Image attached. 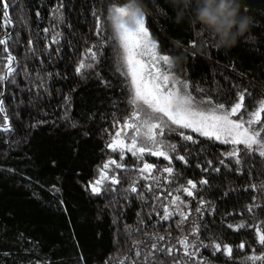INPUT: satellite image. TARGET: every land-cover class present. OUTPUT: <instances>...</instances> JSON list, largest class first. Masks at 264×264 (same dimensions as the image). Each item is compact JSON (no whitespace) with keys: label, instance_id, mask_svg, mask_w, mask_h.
Here are the masks:
<instances>
[{"label":"trees","instance_id":"1","mask_svg":"<svg viewBox=\"0 0 264 264\" xmlns=\"http://www.w3.org/2000/svg\"><path fill=\"white\" fill-rule=\"evenodd\" d=\"M139 1L175 78L189 84L197 102L230 108L245 93L247 119L264 100V0H240L251 24L230 49L215 47L214 38L191 22L184 0ZM3 3L9 5L10 24ZM118 4L0 2V40L6 41L0 45V75L7 56L15 57L14 72L0 82V129L5 114L9 123V131L0 130V264H246L247 257L264 254L249 249L264 248L256 237V229L264 228V190L252 187L264 182V158L170 123L156 138L169 159L151 155L155 147L147 138L137 139L138 147L149 149L142 155L108 147L110 132L134 110L106 13ZM193 41L197 46L187 48ZM81 62L86 67L77 72ZM234 149L238 157L228 155ZM110 160L121 167L105 169ZM144 164L152 165L150 173L140 171ZM168 167L171 174L164 171ZM102 172L107 179L94 193ZM189 181L196 185L191 196L184 191ZM185 237L191 256L178 243ZM225 245L232 248L229 258ZM168 248L175 249L172 255Z\"/></svg>","mask_w":264,"mask_h":264},{"label":"snow or ice","instance_id":"2","mask_svg":"<svg viewBox=\"0 0 264 264\" xmlns=\"http://www.w3.org/2000/svg\"><path fill=\"white\" fill-rule=\"evenodd\" d=\"M2 2V0H0ZM62 7V5H61ZM9 5L3 3V17L5 23L10 24ZM57 8L55 12H59ZM111 20L115 30V39L118 44V70L124 75L130 84L131 99L130 103L134 106L130 120L124 121L122 127L114 134L112 142L108 145L113 151L120 149L130 151L133 155H142L145 151H149L145 147L137 146V137H146L152 142L155 147L151 151V155L161 156L164 159H169L167 152L157 147V135H163V129L169 125H175L177 128L191 129L193 132L199 133L202 136L215 138L223 143H231L233 145H243L249 152H258L259 156L264 158V124L261 123V114L264 113V100L258 103L255 111L248 115L245 119L242 109H244L245 93H240L238 101L230 108H226L224 104H212L210 100L200 101L193 97L188 91L189 84L186 81L178 80L169 70L171 58L169 55L159 52L157 41L151 36L149 28L146 26V14L138 0H129L123 6H115L111 10ZM132 23L129 24L128 21ZM97 33L100 34L102 25L100 17H97ZM45 31H48L47 29ZM6 41L0 40V45ZM192 46H197L196 42H192ZM7 51V49H5ZM91 59L96 58V53L92 49H88L86 53ZM15 57L11 54L7 56V71L0 75V82L6 81L14 72L12 67ZM86 67L84 62H81L77 68V72ZM91 67V65H87ZM207 103L208 107L202 105ZM0 113H5L3 101L0 100ZM233 117H237L233 119ZM259 125V128L254 127ZM3 131H9L8 117L4 115ZM128 130H132L131 143H125L121 138L127 135ZM187 140H192L191 136H184ZM174 149L175 146H169ZM229 156L238 157L239 149H234ZM183 160V157H179ZM123 159V154L121 155ZM238 164L240 160L236 161ZM110 164H115L117 168L120 164L114 160H110L104 165L107 169ZM152 165L144 164L141 172H151ZM165 172L171 174V167L165 168ZM107 176L104 172L101 173L99 180L92 187L94 193H99V185ZM112 183L117 184L119 181L112 178ZM190 187L185 188L187 195L193 193L191 188L196 185L192 181L188 182ZM207 183V181H201ZM253 189L264 190V182L259 186L252 185ZM136 189L133 188L132 191ZM179 197H174L173 202ZM200 209H197L199 211ZM251 210V208L249 209ZM171 213L167 208L164 210L163 219H168ZM183 215V214H181ZM187 217L185 216L184 219ZM182 222V221H181ZM232 227V225H229ZM237 228L245 227L240 224ZM257 243L264 246V228L256 229ZM159 240L165 237H158ZM184 248V254L191 256L188 251L191 247L187 237L178 241ZM215 249L221 250V246L216 244ZM241 249L245 247L242 243ZM156 245H153V249ZM174 248H168L166 251L172 255ZM224 252L231 255L232 248L225 245ZM140 253L137 252V255ZM248 260L255 264L256 261H264V254L252 255L247 257ZM179 264V262H177Z\"/></svg>","mask_w":264,"mask_h":264},{"label":"clouds","instance_id":"3","mask_svg":"<svg viewBox=\"0 0 264 264\" xmlns=\"http://www.w3.org/2000/svg\"><path fill=\"white\" fill-rule=\"evenodd\" d=\"M190 9L191 22L214 38L218 49H230L237 44L251 24L249 16L241 11L240 0H184ZM132 23L131 20L128 21ZM175 62V61H174Z\"/></svg>","mask_w":264,"mask_h":264},{"label":"rangeland","instance_id":"4","mask_svg":"<svg viewBox=\"0 0 264 264\" xmlns=\"http://www.w3.org/2000/svg\"><path fill=\"white\" fill-rule=\"evenodd\" d=\"M118 2H120V4H118V5H111L110 7L108 6V7H106V13H107V15H109V17H110V20H111V10H112V8L113 7H115V6H123V5H125V4H127L128 2H129V0H117ZM138 3L142 6V8H143V11L145 10V6L138 0ZM145 12V11H144ZM111 23H112V25H113V22H112V20H111ZM147 24V23H146ZM114 27V26H113ZM160 52V51H159ZM161 53V52H160ZM162 54V53H161ZM169 70H170V68H169ZM174 75V74H173ZM175 77V76H174ZM126 78V77H125ZM126 80H128L127 78H126ZM129 83V82H128ZM130 99H131V90H130ZM203 107H208V106H206V105H202ZM226 108H228L227 106H225ZM132 113H133V110H132ZM132 113H131V115H132ZM237 117H233V119H236ZM122 125H123V123L122 124H116V126H115V128L113 129V126H110V127H108V131H111L112 129V131L110 132V135H109V137H111L110 139H111V142H112V139H113V136H114V134L122 127ZM174 126V125H173ZM189 130H191V129H189ZM192 131V130H191ZM193 132V131H192ZM194 133H196V132H194ZM197 134V133H196ZM199 134V133H198ZM200 135V134H199ZM200 136H202V135H200ZM202 137H206V136H202ZM124 141H125V143H129V141H131V139H132V130H128V132H127V135H125V136H123V137H121ZM146 137H143V136H140V137H137V139H145ZM210 138V137H209ZM213 139H215V138H213ZM216 140V139H215ZM216 141H218V142H222V141H220V140H216ZM145 147V146H144ZM256 154L259 156V154H258V152H256ZM259 158H262V157H260L259 156ZM257 248H259V247H252V248H249V249H251V250H258V251H264V248L263 247H260L259 249H257ZM245 249L243 248V249H241V247L239 246V248H238V251H241V252H243ZM230 257V255H227V254H225L224 255V258H229ZM250 260H247V262H246V264H248V262H249ZM249 264H252V261H250L249 262Z\"/></svg>","mask_w":264,"mask_h":264},{"label":"bare ground","instance_id":"5","mask_svg":"<svg viewBox=\"0 0 264 264\" xmlns=\"http://www.w3.org/2000/svg\"><path fill=\"white\" fill-rule=\"evenodd\" d=\"M114 29V28H113ZM114 32H115V30H114ZM190 45H192V44H189L188 46H187V48H189V46ZM177 68V67H176ZM170 71L172 72V73H174L175 74V71H174V69H173V65H172V60H171V64H170ZM176 75V74H175ZM3 90H4V86H3ZM147 186H148V188H152V184H151V182L148 180V184H147Z\"/></svg>","mask_w":264,"mask_h":264},{"label":"water","instance_id":"6","mask_svg":"<svg viewBox=\"0 0 264 264\" xmlns=\"http://www.w3.org/2000/svg\"><path fill=\"white\" fill-rule=\"evenodd\" d=\"M6 71H7V69H6ZM193 139V138H192Z\"/></svg>","mask_w":264,"mask_h":264}]
</instances>
